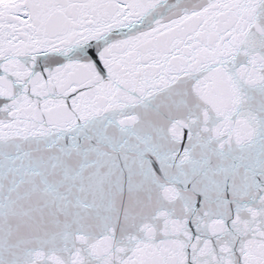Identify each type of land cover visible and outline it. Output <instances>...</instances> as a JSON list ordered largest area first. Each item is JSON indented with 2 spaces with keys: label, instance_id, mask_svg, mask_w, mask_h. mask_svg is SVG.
I'll use <instances>...</instances> for the list:
<instances>
[{
  "label": "snow or ice",
  "instance_id": "1",
  "mask_svg": "<svg viewBox=\"0 0 264 264\" xmlns=\"http://www.w3.org/2000/svg\"><path fill=\"white\" fill-rule=\"evenodd\" d=\"M0 264H264V0H0Z\"/></svg>",
  "mask_w": 264,
  "mask_h": 264
}]
</instances>
